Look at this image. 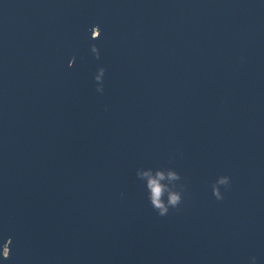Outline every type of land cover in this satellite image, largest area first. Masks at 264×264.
<instances>
[{"label":"water","instance_id":"obj_1","mask_svg":"<svg viewBox=\"0 0 264 264\" xmlns=\"http://www.w3.org/2000/svg\"><path fill=\"white\" fill-rule=\"evenodd\" d=\"M0 264H264V0H0Z\"/></svg>","mask_w":264,"mask_h":264},{"label":"clouds","instance_id":"obj_2","mask_svg":"<svg viewBox=\"0 0 264 264\" xmlns=\"http://www.w3.org/2000/svg\"><path fill=\"white\" fill-rule=\"evenodd\" d=\"M97 28L98 26H92L91 29H90V36H96V32H97ZM89 40H90V37H88ZM92 52L94 55H99V52H97L96 48H92ZM104 71L103 68H98L97 69V74H96V79L98 80L99 79V74L102 73ZM169 175L173 178V179H178V177L176 176L175 173H169ZM219 183L221 184H227L228 183V178L227 177H222L220 178L219 180ZM215 187V186H214ZM217 195V198L219 199V193L216 194ZM180 200H181V197H180V193L179 192H176L175 194L171 195V199H170V205L172 207H175L177 204L180 203ZM167 211V209L164 207V206H159V210H158V214L160 215H163L165 214ZM8 256V253H7V249H5V253H4V257L3 258H7Z\"/></svg>","mask_w":264,"mask_h":264}]
</instances>
